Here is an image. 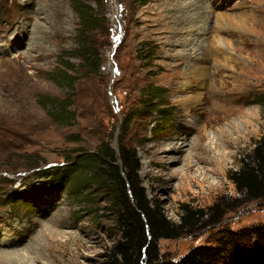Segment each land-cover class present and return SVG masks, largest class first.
Wrapping results in <instances>:
<instances>
[{
	"label": "rangeland",
	"instance_id": "obj_1",
	"mask_svg": "<svg viewBox=\"0 0 264 264\" xmlns=\"http://www.w3.org/2000/svg\"><path fill=\"white\" fill-rule=\"evenodd\" d=\"M184 1L0 0V212L26 229L13 237L0 229V248L24 252L33 243L42 250L29 249L31 261L21 264H72L68 253L48 248L45 233L56 228L64 248L90 238L75 264H106L113 256L123 226L110 197L89 183L75 193L73 179L63 191L48 175L103 144L119 165L120 142L136 152L142 187L176 230L159 240L155 264H179L195 248L221 246L232 233L264 225V195L239 191L232 181L233 171L256 166L253 150L264 133V0H204L203 12L198 0ZM78 8L93 10L95 29L83 32ZM20 12L30 16L22 23L31 38L15 42ZM83 45L98 54L97 67L86 63ZM198 72L203 80L192 83V93L174 92L176 82L191 83ZM211 90L236 96L237 105L227 103L231 114L209 126L197 115L202 109L188 114L202 137L191 129L184 151H165L159 142L178 124L182 98Z\"/></svg>",
	"mask_w": 264,
	"mask_h": 264
},
{
	"label": "trees",
	"instance_id": "obj_2",
	"mask_svg": "<svg viewBox=\"0 0 264 264\" xmlns=\"http://www.w3.org/2000/svg\"><path fill=\"white\" fill-rule=\"evenodd\" d=\"M78 1L81 0H75V3L78 4ZM78 12L83 32L96 28L98 18L94 16L92 9L78 8ZM83 46L80 49L86 50V63L93 62L97 67L98 54ZM64 75L67 79L72 78L67 73ZM258 102L264 105V94ZM118 150L121 165L110 144H103L96 153L83 157L80 155L74 163L48 175L52 174L56 184L61 185L63 191L68 192L67 183L73 179V186H76L77 190H71L75 193L81 186L89 183V186L95 185L110 197L112 206L118 210V221L123 226V236L106 264H143L145 258L150 264H155L158 257H154L153 251L157 249L159 240L176 237V230L152 205L142 187L136 152L122 142L119 143ZM253 158L256 166L248 163L233 171L232 181L239 191L246 190L252 196L260 197L264 195V133L255 142ZM252 236L255 238V244H252ZM261 260H264V225L232 233L228 240L222 241L221 246L195 248L179 264H260Z\"/></svg>",
	"mask_w": 264,
	"mask_h": 264
},
{
	"label": "bare ground",
	"instance_id": "obj_3",
	"mask_svg": "<svg viewBox=\"0 0 264 264\" xmlns=\"http://www.w3.org/2000/svg\"><path fill=\"white\" fill-rule=\"evenodd\" d=\"M24 1V0H23ZM32 1V0H31ZM170 1V0H169ZM173 1V0H172ZM186 1V0H185ZM184 1V2H185ZM199 1V2H198ZM197 1V4H199L198 6H200L199 8L201 9V12H203V8H204V4L201 6V3L203 2H206L204 0H198ZM60 2V0H59ZM25 3V2H24ZM189 3V2H188ZM56 4V3H55ZM61 4V3H60ZM168 4V3H167ZM170 5V4H169ZM57 6V5H56ZM166 6V5H165ZM187 6V5H186ZM58 7V6H57ZM179 7V5H178ZM206 7V6H205ZM37 8V7H36ZM182 8H185L182 7ZM195 8V7H194ZM109 9V8H108ZM186 9H189L186 7ZM198 9V8H197ZM56 10V9H55ZM58 10V9H57ZM172 10V9H171ZM196 10V9H195ZM205 10V9H204ZM37 11V10H36ZM60 11V10H59ZM162 11V9H161ZM197 12V11H196ZM175 13V12H174ZM200 13V12H199ZM63 14V13H62ZM65 14V13H64ZM179 14V13H178ZM187 14V13H186ZM201 14H206V13H200L199 15ZM212 14V13H211ZM218 14V13H217ZM222 14V13H221ZM56 15H59V12H57ZM55 15V16H56ZM175 15V14H174ZM195 15V14H194ZM19 17L22 19L20 20V23L17 22L15 25H16V28L13 29V32L11 34V31H10V36L15 40V42H22V38L21 37H24V36H28V35H31L30 34V31L31 30H28V28L26 29L24 26H23V20H28L30 19L29 15L27 13H23V12H20V15ZM41 17V16H40ZM63 17V16H62ZM176 17V16H175ZM185 17V16H184ZM191 17V16H190ZM201 17V16H200ZM40 19V18H39ZM182 19V18H181ZM192 19V17H191ZM201 19V18H200ZM198 19V21L200 20ZM41 20V19H40ZM63 20V19H62ZM204 20V19H203ZM201 20V21H203ZM29 21V20H28ZM182 21V20H181ZM197 21V23H198ZM205 21V20H204ZM187 22V19L185 18L183 20V23H186ZM194 22V21H193ZM200 22V21H199ZM25 23V22H24ZM59 23V22H58ZM219 23V22H218ZM27 24V23H26ZM209 24V23H208ZM211 24V23H210ZM223 24V23H222ZM229 24V23H228ZM10 25V24H9ZM25 25V24H24ZM205 26V23L203 24ZM202 25V26H203ZM207 25V24H206ZM219 25V24H218ZM185 26V25H184ZM209 26V25H208ZM208 26H206L208 28ZM178 29V28H177ZM184 29V27L182 28ZM181 29L180 32H182L183 30ZM205 29V28H204ZM203 29V30H204ZM169 30V29H168ZM202 30V32H203ZM196 32V31H195ZM205 32V31H204ZM209 32V31H208ZM207 32V33H208ZM200 33V32H199ZM203 34V33H202ZM204 35V34H203ZM36 36V35H35ZM175 36V35H174ZM173 36V37H174ZM177 36V35H176ZM9 37V36H8ZM30 37V36H28ZM11 38V39H12ZM31 38V37H30ZM35 37L32 36V39H34ZM13 40V41H14ZM28 40V39H27ZM182 40V39H181ZM26 41V40H25ZM184 41V40H183ZM182 41V42H183ZM5 42V41H4ZM174 42V41H173ZM209 42V41H207ZM6 43V42H5ZM186 43V42H185ZM189 42H187L188 44ZM210 43V42H209ZM8 44V43H7ZM177 44V43H176ZM213 44V43H212ZM11 45V44H10ZM28 45V44H27ZM167 45V44H166ZM172 46V45H171ZM206 46V45H205ZM211 47L213 48V46H206L205 49L207 50H211ZM203 48V46H202ZM183 49V48H182ZM216 49V47H215ZM220 49L217 48V51H219ZM167 51V50H166ZM169 51V49H168ZM171 51V50H170ZM169 51V52H170ZM190 51V50H188ZM192 52V51H191ZM198 52V51H197ZM201 52V51H200ZM225 52V51H224ZM196 53V52H195ZM203 53V51H202ZM198 54V53H197ZM208 54V53H207ZM217 54V53H216ZM220 54V53H219ZM186 55L189 57V59L192 57V54L187 52ZM203 54H201L202 56ZM209 55V54H208ZM167 56V54H166ZM174 56V55H173ZM198 56H200L198 54ZM200 56V57H201ZM172 57V56H171ZM177 57V56H176ZM194 57V56H193ZM192 57V58H193ZM220 57V56H219ZM170 58V57H169ZM174 58V57H173ZM196 58V56H195ZM198 58V57H197ZM201 59V58H200ZM224 59V58H223ZM173 60V59H172ZM193 60V59H192ZM180 61V60H179ZM209 61V60H208ZM178 62V61H177ZM207 62V61H206ZM204 62V63H206ZM225 62V61H224ZM229 62V60H228ZM173 63V62H172ZM179 63V62H178ZM181 63V62H180ZM179 63V64H180ZM197 63V62H196ZM171 64V63H170ZM192 64V63H190ZM207 64V63H206ZM173 65V64H172ZM183 65V64H182ZM195 65V64H194ZM170 66V65H169ZM175 66V65H174ZM178 66V65H177ZM186 67V66H185ZM216 67V66H215ZM187 68V67H186ZM195 68V67H194ZM202 70V69H201ZM200 70V71H201ZM135 71V70H134ZM193 71V70H192ZM199 71V72H200ZM198 72V75H196V77H193L194 79L191 81V83H187V82H184V83H181V82H176L175 83V87H174V92L175 93H188V92H191V90H193L194 88V85L192 84L196 79L195 83L199 80H203L201 76V74H199ZM204 73V72H203ZM214 73V72H213ZM205 74V73H204ZM180 76V75H179ZM191 76V75H190ZM178 77V76H177ZM209 78V77H208ZM207 80V79H206ZM190 80H188L189 82ZM199 83V82H197ZM198 86V85H197ZM196 89V88H195ZM201 89V88H200ZM207 89V88H206ZM210 89V88H209ZM204 90V89H203ZM97 91V89H96ZM206 92V91H205ZM204 92V93H205ZM98 93V92H97ZM192 93V92H191ZM204 93H199V94H194L192 96H188V97H183L182 98V105L185 107V109H182L180 114H179V117H178V124L175 126L174 128V131L172 133L171 136H169L168 138H165L163 141L159 142V145L162 146V148H165L167 152H182L184 151L185 149V146L189 145V142L188 141V138H187V132L190 131L191 129H195L197 135L199 136V138L202 137V134L201 132L203 131V129L201 127H197L195 125L196 123V120L197 118L194 117V119L191 121V122H187V115L188 114H193L194 112L198 111L199 109H202L200 112H198V116H200V118H202L204 120V123H205V126H209L210 123L212 122H215V123H218L220 121L221 118H226L228 117L231 113V111H233V108L232 107H228L227 106V103H232V104H235L237 105V103H234V100L237 99L236 96L234 95H231V94H227L226 93H221V94H215L213 90H211V95L207 96L205 95ZM94 96V95H93ZM100 96V95H99ZM211 96H214V97H217V96H220L218 98V100L214 101L213 98H211ZM93 98V97H92ZM220 101V102H219ZM204 104H208L210 105V108L209 109H206L204 108ZM199 106L201 108H199ZM190 149V148H189ZM159 150H160V147H159ZM163 158V157H161ZM170 159H172V162H176V161H179V158L173 156L171 157ZM168 175L170 177H172L174 175V173L169 170L168 171ZM41 213V212H40ZM39 213V214H40ZM6 219H9V217L7 215H4L3 213L0 212V223H2V225L0 224V229L4 230L5 233L9 234L10 237H13V235H16L18 233H24V231L26 230L25 228L23 229L24 226H20V228H18L17 226H15V224H9ZM37 219V221H41L40 223H43L44 219L42 218H35ZM9 226H11V228L9 229ZM52 228V227H51ZM58 228L54 229V230H51V231H47L45 233L46 235V238L47 240H49V243L48 245L50 247L47 246V244H44V246H47L50 250H54L53 247L57 246L58 247V250L59 251H62L67 255V253L69 254L68 256V260L70 259L72 264H75L76 261H73L74 258L77 256V254L80 252V248L81 247H85L86 246V243L90 241V238L89 240H87L86 242L85 241H82L81 243L78 242V246L76 248H70V247H66L64 248V246L67 244L66 242L64 243L61 239H60V236H61V231L57 230ZM35 234V232L33 233V235ZM31 235V233H30ZM29 235V236H30ZM37 237V234H35L32 239H36ZM20 238L22 240H24V235L20 236ZM20 241V240H19ZM33 241V240H31ZM23 243V242H22ZM33 244V243H32ZM31 245V247L29 249H31L34 253H39L41 252L42 250L38 251V248L35 247L34 245ZM17 244H13V246H16ZM26 245V244H25ZM12 246V245H11ZM24 246V245H23ZM29 249L27 250H24V252H21L22 247L21 249L19 248V250H17V253H15V250L16 249H10V248H5L3 249L2 247L0 248V259L3 260L2 263H4L6 259H11L10 260V264H12V260H17L18 264H21L22 262H25V261H31V258H30V253H29ZM14 256V257H13ZM59 264H63V262L60 261Z\"/></svg>",
	"mask_w": 264,
	"mask_h": 264
}]
</instances>
